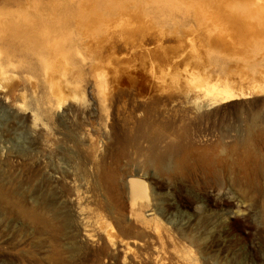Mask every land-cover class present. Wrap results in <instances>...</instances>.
Returning a JSON list of instances; mask_svg holds the SVG:
<instances>
[{"label": "rangeland", "instance_id": "1", "mask_svg": "<svg viewBox=\"0 0 264 264\" xmlns=\"http://www.w3.org/2000/svg\"><path fill=\"white\" fill-rule=\"evenodd\" d=\"M15 1L0 0V9ZM148 1L33 0L38 9L71 5L77 19L98 3L114 6L81 18L71 39L60 37L62 50L41 55L21 38H0V264H158L145 258L143 234L154 233L156 222L132 212L130 173L153 153L171 152L179 164H264V50L222 51L225 76L249 96L209 105L206 93L221 84L214 54L198 43L197 56L188 40L145 43L143 33L164 24L156 4L144 10ZM189 15L179 6L178 18ZM133 19L151 27L128 25ZM257 24L264 45V25ZM164 182L157 188L164 200L153 202L162 203L158 219L168 236V218L185 223L182 211L195 216L211 206L197 181ZM208 219L207 228L188 226V239L151 243L150 251L160 247L166 264H264L262 222L250 219L241 239L215 213Z\"/></svg>", "mask_w": 264, "mask_h": 264}, {"label": "bare ground", "instance_id": "2", "mask_svg": "<svg viewBox=\"0 0 264 264\" xmlns=\"http://www.w3.org/2000/svg\"><path fill=\"white\" fill-rule=\"evenodd\" d=\"M31 1L33 2V0H16L14 5L2 3L4 5L0 9L2 16L0 18V38L5 40H7L6 36L18 40L21 38L27 48L39 52L41 55H44L46 50L54 48L62 50L63 39L60 37L71 39L74 36L73 28L75 30L80 28L79 20L81 18L89 20L97 18L101 16V10H106L107 6L110 8L114 6L112 3L109 4L110 2H104L102 5L98 3L99 6H96L98 10L90 9L89 14L87 15L88 12L85 14L86 17H81V15V18L77 19L79 11L73 9L71 5L59 4L58 6V3H53L44 6L43 9H38L35 6L40 4ZM150 3L152 6L153 4L157 5L156 13L163 18L165 27L163 24L161 30L157 32L145 31L146 33H143V40H147L145 43L151 44L166 40L184 42L185 44L188 40L191 48L193 45L192 50L197 56L200 54L199 45L207 50V54H214L212 56L214 63L220 66L216 73V80L221 84L215 85L216 87L206 93V96L210 98V100L206 99V102L210 101L209 105H219V103L223 104L249 96V92H246L238 83L235 81L234 84L230 83V78L225 76V73H228L227 65L223 61L220 62L219 55L222 51L233 48L248 50L249 55L253 54V56L264 50V45L259 41V38H256L259 36L257 23L261 22L264 25V0H150L144 4V10ZM179 6L187 7V11L190 12L189 18L177 17ZM144 10L142 11L144 12ZM166 20L170 21L166 22ZM129 23H132L133 26L140 23V26L144 25V29L151 27L148 26L145 19L141 22L133 19L128 22V25ZM120 31L126 33L123 29ZM20 45L23 46L21 43ZM229 61L236 62L233 58ZM255 67L257 65H253V68ZM212 74L205 75V77L210 79ZM153 149L149 152L153 153ZM172 156L171 152L164 156H155L153 153L147 159L148 164H142L140 171L130 173L127 179L131 209L136 213L134 215L142 216L147 225L152 221L156 222L154 233L153 230H145L143 234L147 260L153 259L158 264H166V261H163L162 249L153 245L154 252H152L150 244L159 243L163 247L169 240L178 242L188 239L190 233L186 228L192 224H202L207 228L205 225H210L208 214L211 212L220 217L221 224L230 235L236 238L244 239L248 236L250 219H256V222H262L264 225V220L262 221L264 218V164H179L173 160ZM143 166L145 167L144 171ZM141 172L143 173L141 174ZM165 179L176 182L185 179L197 181L202 188V193H205L207 199L210 200L211 206L208 210L197 212L195 216L182 211V216L187 217L185 223L182 220L181 224H178L168 218L174 232L168 233V236H165L160 230L158 216L164 213L162 203L160 201L159 203L153 202L154 197L161 201L164 200L160 197L157 188H165ZM241 189L247 192L243 198L237 194L242 191ZM167 192V195L170 196V192ZM214 192L221 196L220 201L214 198ZM181 199L184 205L193 207L195 204L188 198L181 197ZM234 200L238 201L237 203H240L241 206L236 207L237 204ZM257 203L260 204V210H256L257 207L254 208V204ZM150 211L152 217L146 216ZM37 216H34L33 222L40 221L41 217ZM214 261L217 260L214 259Z\"/></svg>", "mask_w": 264, "mask_h": 264}]
</instances>
